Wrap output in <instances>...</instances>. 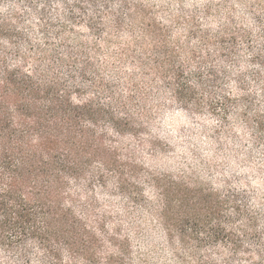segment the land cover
I'll list each match as a JSON object with an SVG mask.
<instances>
[{
	"label": "rangeland",
	"instance_id": "rangeland-1",
	"mask_svg": "<svg viewBox=\"0 0 264 264\" xmlns=\"http://www.w3.org/2000/svg\"><path fill=\"white\" fill-rule=\"evenodd\" d=\"M77 1L33 0L29 4L0 0V21L7 20L37 47L46 46L42 35L45 24L55 27L64 21L70 47H83L95 74L109 87L103 99L121 102L137 123L123 145L130 149L142 173L172 177L194 191L208 187L232 191L244 203L246 213L254 217V229L244 238L246 251L235 261H227L230 253L213 246L204 245L192 255L178 237L170 243L153 212L158 195L146 186L145 176L141 180L144 200L138 203L114 192L97 191V215L103 213L107 219L102 233L105 237L116 233L117 245L125 242L123 264H185L182 257L187 264H261L264 0ZM31 8H45L46 15H37ZM231 34L235 36L232 48L224 52L220 49L222 37L227 35L229 40ZM49 38L47 42L62 54L60 40L53 34ZM156 50L161 54L160 65L184 71L182 96L186 102L181 103L179 94L173 97L167 79L145 65ZM228 95L231 98L223 115L220 102ZM210 100H214L215 111L209 109ZM240 100L248 104L247 118L242 116ZM256 116L262 121L260 131ZM184 215L182 228L190 243L200 239L207 243V228L200 221L204 212L193 208ZM103 244L101 251L115 250L109 240ZM105 256L101 254L103 263ZM0 264L53 262L35 252L19 257L0 251ZM63 264L82 263L64 254Z\"/></svg>",
	"mask_w": 264,
	"mask_h": 264
},
{
	"label": "trees",
	"instance_id": "trees-1",
	"mask_svg": "<svg viewBox=\"0 0 264 264\" xmlns=\"http://www.w3.org/2000/svg\"><path fill=\"white\" fill-rule=\"evenodd\" d=\"M31 9L46 15L45 8ZM65 25L64 21L55 27L45 24L46 46L37 47L7 20L0 21V251L19 257L35 252L53 264H63L64 254L82 264H123L125 242L118 247L116 233L106 237L102 233L107 219L103 213L97 215L95 193L114 192L133 203L144 200L145 174L123 145L137 123L121 102L103 99L109 87L95 74L83 47H70ZM52 34L60 40L62 54L47 42ZM226 36L220 47L224 52L235 38ZM152 56L145 65L167 79L173 97L179 94L181 103L186 102L184 71L160 65L157 50ZM230 98L220 102L223 115ZM213 102L209 101V109L215 111ZM237 103L247 118L248 104ZM255 118L260 131L262 121ZM144 179L158 195L153 212L171 244L178 237L192 255L204 245L213 246L230 253L227 261L246 251L244 238L254 229V217L246 213L237 193L209 187L194 191L154 173ZM193 208L204 212L200 221L207 228V243L202 239L190 243L182 228L184 213ZM106 240L115 250L101 251ZM180 261L188 263L184 257Z\"/></svg>",
	"mask_w": 264,
	"mask_h": 264
}]
</instances>
